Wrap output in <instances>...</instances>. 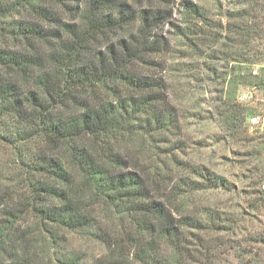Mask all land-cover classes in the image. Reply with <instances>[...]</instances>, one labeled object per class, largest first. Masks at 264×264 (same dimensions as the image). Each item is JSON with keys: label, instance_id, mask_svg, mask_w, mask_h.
<instances>
[{"label": "trees", "instance_id": "obj_1", "mask_svg": "<svg viewBox=\"0 0 264 264\" xmlns=\"http://www.w3.org/2000/svg\"><path fill=\"white\" fill-rule=\"evenodd\" d=\"M186 8L196 29L206 8ZM164 19L126 0H0V147L17 162L12 176L0 162V264H220V247L240 245L235 212L187 200L225 176L195 168L200 181L171 184L160 155L145 157V138L177 123L164 84L135 68L164 49ZM250 43L231 45L233 60ZM62 230L107 252L88 260Z\"/></svg>", "mask_w": 264, "mask_h": 264}, {"label": "rangeland", "instance_id": "obj_2", "mask_svg": "<svg viewBox=\"0 0 264 264\" xmlns=\"http://www.w3.org/2000/svg\"><path fill=\"white\" fill-rule=\"evenodd\" d=\"M126 2L136 16L143 9L160 8L165 14L153 37L164 44V49L150 52L149 59L137 62L135 68L164 84L177 123L170 131L145 138V157L160 155L171 184L181 175L200 181L195 168L225 176L229 187L202 183L187 200L191 207L210 206L237 214V225L243 228L237 230L241 243L236 248L229 243L226 250L220 247V264H264V129L251 132L247 123L251 115L264 111V0ZM188 3L206 8L204 17L192 18L193 30L186 29L190 27L186 22L190 18L186 15ZM134 23L130 30L137 33L141 19ZM247 42L252 48L248 59L233 60L232 52L243 50H234L231 45ZM12 152L9 145L0 147V162L8 176L17 164ZM122 225L129 229L126 219ZM62 232L66 233L68 248L83 252L88 260L107 252L99 241ZM221 237L227 236H217ZM39 261L51 264L50 256Z\"/></svg>", "mask_w": 264, "mask_h": 264}, {"label": "built area", "instance_id": "obj_3", "mask_svg": "<svg viewBox=\"0 0 264 264\" xmlns=\"http://www.w3.org/2000/svg\"><path fill=\"white\" fill-rule=\"evenodd\" d=\"M257 73V70H254ZM248 129L253 132L256 129H264V111L251 115L248 120Z\"/></svg>", "mask_w": 264, "mask_h": 264}]
</instances>
